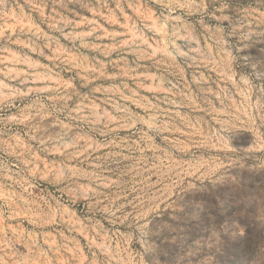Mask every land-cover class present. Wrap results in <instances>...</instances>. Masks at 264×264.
<instances>
[{"label": "rangeland", "instance_id": "1", "mask_svg": "<svg viewBox=\"0 0 264 264\" xmlns=\"http://www.w3.org/2000/svg\"><path fill=\"white\" fill-rule=\"evenodd\" d=\"M0 264H264V0H0Z\"/></svg>", "mask_w": 264, "mask_h": 264}]
</instances>
